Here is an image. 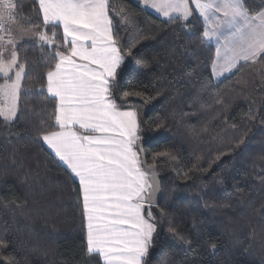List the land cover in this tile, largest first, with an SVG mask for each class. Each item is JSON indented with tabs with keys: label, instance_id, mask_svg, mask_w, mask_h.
Segmentation results:
<instances>
[{
	"label": "trees",
	"instance_id": "obj_1",
	"mask_svg": "<svg viewBox=\"0 0 264 264\" xmlns=\"http://www.w3.org/2000/svg\"><path fill=\"white\" fill-rule=\"evenodd\" d=\"M14 2L25 72L16 117H0V240L13 264H102L87 252L80 186L41 139L56 129L46 90L52 49L20 41V29L55 31L57 43L63 32L44 25L36 0ZM242 3L250 15L264 10V0ZM108 12L124 55L113 98L137 112L134 148L155 165L162 190L148 264H264V61L215 79L196 14L164 20L132 0H109Z\"/></svg>",
	"mask_w": 264,
	"mask_h": 264
},
{
	"label": "snow or ice",
	"instance_id": "obj_2",
	"mask_svg": "<svg viewBox=\"0 0 264 264\" xmlns=\"http://www.w3.org/2000/svg\"><path fill=\"white\" fill-rule=\"evenodd\" d=\"M143 3L164 17L174 19L173 14H178L184 20L192 15L194 5L206 22L213 21L214 27L206 28L203 36L217 39L216 75L231 72L239 61L254 65L264 61V11L250 15L242 0ZM38 5L45 26L63 28L62 43H57L55 31L51 35L48 30L32 33L41 47L52 49L55 61L46 78L47 92L56 101V129L42 132L41 139L79 179L87 252L98 256L102 264H148L146 257L156 232L152 200L158 185L150 180L152 174L143 170L133 148L140 139L137 112L122 111L113 98L124 55L112 33L109 0H38ZM16 9L14 0H0V33L7 35V39L0 35V76L4 78L0 117L5 121L17 115L25 72L12 35L13 25L19 28ZM221 25L232 30L230 35L217 33ZM133 95L143 93L123 92L124 98ZM169 230L176 231L173 227ZM7 248L8 242L0 240V250H4L0 251V264H13Z\"/></svg>",
	"mask_w": 264,
	"mask_h": 264
},
{
	"label": "crops",
	"instance_id": "obj_3",
	"mask_svg": "<svg viewBox=\"0 0 264 264\" xmlns=\"http://www.w3.org/2000/svg\"><path fill=\"white\" fill-rule=\"evenodd\" d=\"M37 1V3H38V0H36ZM132 1H134V2H136V3H138V4H140L145 10H147V11H149V12H151V13H153V14H155V15H157L158 17H160V18H162V19H164V20H167V19H170L169 17H164L161 13H158V12H156L153 8H151V7H147V9L145 8V6H143L142 4H141V2H138L139 0H132ZM193 14H196L195 12H193L192 13V15ZM175 16H178V14H174ZM256 15V14H255ZM179 17V16H178ZM217 17L218 18H221L222 19V17L220 16V14L218 13L217 14ZM41 18H42V21H43V15H42V13H41ZM202 21V23H203V30L205 31V29L206 28H211V27H214V22L213 21H208V22H206L205 20H201ZM60 28H61V30H62V32H63V28H62V26H59ZM228 27L226 26V25H221L219 28H217L216 29V31H217V33L219 34V33H223V35L224 36H228V35H230V33H228ZM13 38H14V40L16 39L15 37H14V35H13ZM70 39V38H69ZM207 42H209L212 46H213V48H214V59H213V63H212V65H211V71H212V75H213V77H214V75H216L215 73H214V71H213V64H214V62L217 60V57H216V49H217V46H218V44H217V39L216 38H214V41L213 40H208ZM220 42L221 43H223V37H221V39H220ZM10 46L11 45H8V48H10ZM5 55L7 56V53H5ZM241 62H243V61H239L238 62V64L239 63H241ZM237 64V65H238ZM225 75V74H224ZM224 75H218V76H224ZM217 76V75H216ZM0 77H2V76H0ZM3 78V77H2ZM220 78V77H219ZM2 83H4V81L2 82ZM2 83H0V84H2ZM46 90H47V79H46ZM48 93V92H47ZM49 94V93H48ZM50 95V94H49ZM51 96V95H50ZM52 97V96H51ZM54 98V97H53ZM55 99V98H54ZM122 111H125V110H122ZM2 118V117H1ZM3 119V118H2ZM4 120V119H3ZM5 121V120H4ZM76 128L78 129V126H76ZM58 130V129H57ZM81 132L83 131V130H80ZM96 135H100L99 133L97 134L96 133ZM42 143H43V145L46 147V149L57 159V161L72 175V177L78 182V184H79V179L77 178V177H75L74 176V174H72L71 173V170L67 167V165L66 164H64L62 161H60L59 160V158L55 155V152L51 149V148H49L48 147V145L46 144V143H44L43 142V140H42ZM133 148H134V145H133ZM134 150H135V148H134ZM80 186V185H79ZM82 196V195H81ZM86 222V221H85Z\"/></svg>",
	"mask_w": 264,
	"mask_h": 264
},
{
	"label": "water",
	"instance_id": "obj_4",
	"mask_svg": "<svg viewBox=\"0 0 264 264\" xmlns=\"http://www.w3.org/2000/svg\"><path fill=\"white\" fill-rule=\"evenodd\" d=\"M137 152H138V155H139V158H140V161H141V167L143 168V170H145V171L149 172L150 174H152L149 177L150 180L154 184L158 185V191H156L154 193L153 200H152V205L153 206L158 205L159 202L162 199V190H161L159 174L157 173L155 165H148L146 163L145 156H144L143 151L140 148V145L137 146Z\"/></svg>",
	"mask_w": 264,
	"mask_h": 264
},
{
	"label": "rangeland",
	"instance_id": "obj_5",
	"mask_svg": "<svg viewBox=\"0 0 264 264\" xmlns=\"http://www.w3.org/2000/svg\"><path fill=\"white\" fill-rule=\"evenodd\" d=\"M138 2H141V4L143 5V6H145L144 5V3H143V0H139ZM191 7L193 8V12H195L196 13V15L201 19V20H204V18L203 17H201L200 15H199V13L198 12H196L194 9H195V6L194 5H191ZM145 8L147 9V7L145 6ZM264 11V10H263ZM174 15V14H173ZM175 16V15H174ZM231 31L232 30H230V29H228V33H231ZM35 32H37V31H35V30H31V31H28V32H26V34H23L24 35V37H22V38H20V41H24L25 39L26 40H34L35 38H36V36H34L32 33H35ZM12 35H13V33H12ZM27 37V38H26ZM37 39V38H36ZM206 41H208V40H213L214 41V38H212V39H207V38H204ZM38 40V39H37ZM9 49H11V46H10V48ZM235 69H233L231 72H225V73H223V75L225 74V75H227V74H231L233 71H234ZM13 75V79H14V73L12 74ZM221 78V76H216V75H214V78L215 79H217V78ZM4 81V80H3ZM3 84V83H2ZM125 110H130V109H125ZM12 121V120H11ZM98 134V133H97ZM137 142V141H136ZM135 145V144H134ZM82 197V196H81ZM87 243V242H86Z\"/></svg>",
	"mask_w": 264,
	"mask_h": 264
},
{
	"label": "built area",
	"instance_id": "obj_6",
	"mask_svg": "<svg viewBox=\"0 0 264 264\" xmlns=\"http://www.w3.org/2000/svg\"><path fill=\"white\" fill-rule=\"evenodd\" d=\"M0 35H5V38L7 39V35L5 33H0Z\"/></svg>",
	"mask_w": 264,
	"mask_h": 264
}]
</instances>
